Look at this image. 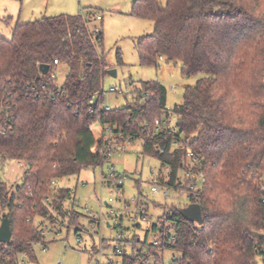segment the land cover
<instances>
[{
    "label": "trees",
    "instance_id": "16d2710c",
    "mask_svg": "<svg viewBox=\"0 0 264 264\" xmlns=\"http://www.w3.org/2000/svg\"><path fill=\"white\" fill-rule=\"evenodd\" d=\"M131 14L154 24L153 34L136 41L140 66L164 58L180 63L184 77L202 76L172 110L156 81L131 84L128 106L106 110L101 92L110 68L91 15L18 23L11 40L0 36V164L24 165L20 186L0 180V213L12 230L10 243H0V264H19L22 254L31 259L34 244L45 246L46 221L83 230L73 190L58 183L102 167L107 157L94 151L119 152L139 140L143 156L161 166L153 183L191 193L203 224L165 206L143 240L122 242L120 264H163L166 251L177 254L172 264H257L264 247V0H168L164 8L134 0ZM63 64L69 72L59 85L55 70ZM41 65L50 66L47 75ZM200 180L193 194L189 187Z\"/></svg>",
    "mask_w": 264,
    "mask_h": 264
},
{
    "label": "rangeland",
    "instance_id": "374dc122",
    "mask_svg": "<svg viewBox=\"0 0 264 264\" xmlns=\"http://www.w3.org/2000/svg\"><path fill=\"white\" fill-rule=\"evenodd\" d=\"M134 0H0V36L11 40L13 30L18 23L25 24L39 21L45 17L61 15L92 16L89 27L103 32V43L99 48L105 56L109 70H116L117 77L105 79L103 91L111 88L122 90L124 94L105 95V107L124 108L133 100L131 84L156 81L167 90L168 110L183 102L184 91L188 86H195L202 76L184 77L180 63L168 62L162 58L158 66L142 67L136 50V41L154 32V24L148 20L132 16ZM162 8L168 0H159ZM99 15L101 20H97ZM118 55L122 65L118 64ZM69 68L63 64L57 67L55 74L59 85L68 75ZM141 140L126 146L124 150L114 152L109 160L96 168H85L80 175L65 178L58 183V188L71 189L74 192L75 211L80 214L79 225L83 230L77 231L62 226V220L55 225L45 222L46 245L36 244L33 256L28 264H120L114 248L120 234L125 238L144 239L147 229L164 213L165 206L180 208L190 205L186 192L168 189L169 197L154 195L152 187L155 175L161 166L157 159L142 154ZM115 171L116 179L109 185L105 179H114L110 175ZM24 165L17 162L0 164V180L10 187L22 184ZM128 177L123 182V189L117 191V177ZM140 183L137 186V183ZM201 185V180L199 185ZM163 187H160L162 190ZM148 203L151 222L136 228L129 222L125 206L135 209L133 199ZM159 206V207H157ZM111 208L123 215L122 226L115 227L110 216ZM43 220H37L41 223ZM94 226V227H93ZM44 228V227H43ZM150 242L153 237L150 236ZM177 254L172 251L164 253L163 264H172Z\"/></svg>",
    "mask_w": 264,
    "mask_h": 264
},
{
    "label": "built area",
    "instance_id": "2783aa9c",
    "mask_svg": "<svg viewBox=\"0 0 264 264\" xmlns=\"http://www.w3.org/2000/svg\"><path fill=\"white\" fill-rule=\"evenodd\" d=\"M95 18L97 20H101V17L100 16H95ZM101 30L99 29H96V34L100 33ZM55 65H59L58 61H55ZM101 94L103 95H108V94H117V95H121V94H124V92L122 90H119L117 88H111L109 90L108 93H105L104 91L101 92ZM111 108L106 106V110H110ZM165 124H168V125H172V122L171 121H163ZM156 125H160L161 124V121L160 120H157L156 122ZM95 153H99V154H104L106 157H107V161L109 160V162H111V159H112V156H113V152L112 151H109L107 153H104L103 151L101 152H97V151H94ZM161 152L163 153L164 150H161ZM189 159L192 160V164H195L196 162V159L194 158V155L192 153H190L188 155ZM112 171L113 173L110 175L111 178H114L116 179V176H115V171H114V168L112 167ZM171 171V169L169 167L165 168V173L166 174H169ZM160 172V171H159ZM159 172L155 175V178L159 175ZM186 176L187 177H192L191 173L190 172H187L186 173ZM201 177V176H200ZM105 179V182L109 181L110 179ZM127 179V177L123 176V177H117V191L120 192L121 191V187L123 186V182ZM155 186L152 187V192L154 195H163L165 197H169L168 195V189L164 186H161L157 183H154ZM160 187H163L162 190L160 189ZM198 185L197 184H194L192 183L190 185V190L191 192H193V194H195V192L198 190ZM188 194V198L190 199V195L191 193H187ZM77 202V201H75ZM132 202L135 204V209L132 211L131 210V207L129 204H127L125 206V212L127 214V217L129 219V222L132 223L133 226H137V225H142L143 223H149L151 222V216L148 215V212H149V208L146 204V202L144 200H141V199H133ZM262 203L264 204V185L262 187ZM191 204V203H190ZM110 216L113 218V222H114V226L115 227H120L122 226V221H123V215L116 212L113 208H111V211H110ZM2 220H3V214L0 213V226H1V223H2ZM94 227V226H93ZM149 229V228H148ZM46 228L44 227L43 228V235L45 236L46 235ZM261 236L264 237V230L261 231ZM126 238L123 236V234H120L118 237H117V244L114 248V253L116 256H119L122 254V242L125 241ZM153 244H156V241L153 239L152 241ZM36 244H34V247H35ZM260 255L258 256V261H257V264H264V247L260 250ZM121 258V257H120ZM28 255L27 254H22L20 256V262L19 264H27L28 262ZM1 260V259H0ZM146 264H153V262H146Z\"/></svg>",
    "mask_w": 264,
    "mask_h": 264
},
{
    "label": "water",
    "instance_id": "95a60500",
    "mask_svg": "<svg viewBox=\"0 0 264 264\" xmlns=\"http://www.w3.org/2000/svg\"><path fill=\"white\" fill-rule=\"evenodd\" d=\"M40 70L43 75H47L50 71V66L41 65ZM108 75L111 77H117V72L116 70H109ZM179 212L189 222L195 223L200 226L203 224L202 209L199 204L191 203L187 207L180 208ZM11 239H12V230H11L10 222L7 217V214H3V220L0 226V243L8 244L10 243Z\"/></svg>",
    "mask_w": 264,
    "mask_h": 264
},
{
    "label": "crops",
    "instance_id": "0c3cea01",
    "mask_svg": "<svg viewBox=\"0 0 264 264\" xmlns=\"http://www.w3.org/2000/svg\"><path fill=\"white\" fill-rule=\"evenodd\" d=\"M95 16H99V15H95Z\"/></svg>",
    "mask_w": 264,
    "mask_h": 264
}]
</instances>
